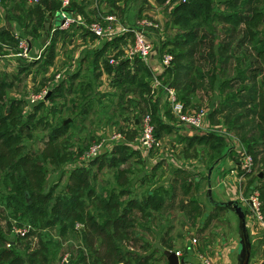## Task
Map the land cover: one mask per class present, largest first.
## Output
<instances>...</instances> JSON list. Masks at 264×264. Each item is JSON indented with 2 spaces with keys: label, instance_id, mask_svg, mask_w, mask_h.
<instances>
[{
  "label": "trees",
  "instance_id": "trees-1",
  "mask_svg": "<svg viewBox=\"0 0 264 264\" xmlns=\"http://www.w3.org/2000/svg\"><path fill=\"white\" fill-rule=\"evenodd\" d=\"M28 1L0 0V7L5 10L4 15L0 14V20L8 19L10 23L18 24L19 28L0 22V47H5L0 49L2 54L22 51V37L32 41L41 40L47 30L46 21L52 17L57 21L61 16V0ZM147 2L153 4L151 0H97L96 5L90 8L91 0H71L66 10L78 13L87 23L103 19L108 14H120L126 22V18L131 17L127 16L130 7H137L134 16L138 17L137 12H142V4ZM154 2L157 5L171 4L172 7L167 23L170 34L161 48H167L165 52L173 54V61L159 77L170 76L168 85L176 89L178 98L187 107L200 82L206 84L207 90L217 91L220 97L208 112L209 127L216 125L217 130L208 127L200 133L182 136L181 141L186 142L184 150L205 145L211 149V157H221L228 138L227 133L218 128L224 125L253 155L255 165H260L259 171L248 180L253 189L259 190L264 212V176L261 175V172L264 173V0ZM103 6L109 10L106 12ZM174 26L177 27L175 33L172 30ZM76 32L93 40L102 39L98 46L79 56L80 63L86 60L93 77L88 74L84 81L76 83L75 79L81 74L78 68L49 88L46 101L56 104L59 95L65 94L63 99L69 102L68 110L74 117L65 123L66 117L63 118L64 129L59 128L55 136L50 135L42 150L28 149L25 138L33 133L34 119L44 103H37L34 111L26 114V99L11 92L18 80L22 79L21 75L37 76L39 70L46 73L56 61L60 42L64 45L72 40L70 38ZM132 41L131 32L111 38L100 37L87 26L76 22L66 29L57 27L38 59L17 57L18 62L26 59L18 66L16 73L0 70V170L7 171L16 200L22 202L29 193L27 209L37 210L42 216L50 218L52 224L60 226L62 234L69 230L82 234V249L74 255L76 260L71 264H158L161 257L157 258L154 253L158 250L166 257L164 264L168 263L162 245L153 251L147 249L149 242L144 239L141 229L151 227L156 212L165 208L174 191L169 186L159 184L141 198L132 195L127 174L131 165L122 167L120 164L127 162L132 154L141 152L136 148V143L133 146L125 140L115 145L112 165L117 167V175L112 188L103 184L107 186L98 191L94 183L91 184L90 169L83 163L70 170L65 191L56 196L54 189L45 191L48 176L45 163H58L64 159L55 142L57 132L67 133L71 122L76 121L81 126L90 114L95 115L105 109L104 112L111 113L108 120L116 121V116H127V125L121 131L132 133L124 137L134 139L141 133L138 127L141 126L142 116L150 112L158 138L175 130L178 132L173 122L175 114L171 103L170 107L162 110L159 96L155 95V90L159 88L154 89V74L147 61L141 55L129 57L126 54L125 47ZM162 50L158 53L160 56ZM112 56L115 62L110 61ZM32 66L38 67L32 69ZM103 73L109 76L114 90L99 91L95 85V80ZM161 90L167 92L164 86ZM97 95L98 102L95 101ZM97 103L100 107H96ZM77 105L83 107L81 114L84 116L77 114ZM59 107L58 110L63 105ZM233 151L235 149L229 147V152ZM191 183L188 181L185 192L189 193ZM23 221L11 216L0 202V264H50V250L42 237L34 242L27 259L16 250V237L11 238L10 235L21 236L14 226H25ZM77 223L82 226L77 227ZM31 230L28 229L26 234H30ZM163 246L174 248L171 237L164 239Z\"/></svg>",
  "mask_w": 264,
  "mask_h": 264
},
{
  "label": "rangeland",
  "instance_id": "rangeland-1",
  "mask_svg": "<svg viewBox=\"0 0 264 264\" xmlns=\"http://www.w3.org/2000/svg\"><path fill=\"white\" fill-rule=\"evenodd\" d=\"M28 2H30V0ZM91 2L90 8L96 5L97 0H91ZM142 5L143 11L137 12L139 13L138 17H136V15L134 16L137 7H130L131 10L127 11V16L131 15V17L126 18L125 24L128 26L136 25L140 19L146 16L157 21L160 27L147 29V34H150L149 37L154 44L153 54H157L162 50L161 44L170 34V30L167 29V23L170 18L172 7H170L171 4L157 5L151 4L150 2ZM103 8L106 12L109 10L106 6H103ZM4 13V8L0 7V14L4 15ZM121 16L120 14L118 15L120 19H122ZM0 22L2 24L7 23L10 26H14V23H10L8 19L5 21L2 19ZM176 29V26L172 28L174 33ZM22 39H25V37H22ZM70 39L75 40L76 38ZM78 44L79 46L77 47ZM83 44L84 43L75 40L72 43L69 42L68 44L64 43V45H60L59 55L53 67H50L46 73L39 70L37 76L35 74L28 76H25V74L21 75L22 79L20 81L18 80L16 87L12 90L11 93L14 95H19L26 99V114L32 113L37 103H44V105H41L40 110L37 112V117L34 119L33 126L35 127L33 133L25 138V144L28 149L30 148L36 151L42 150L50 135L55 136L57 129H64L65 121L63 123V118L71 117L70 120L72 121L74 117L73 113L69 110L64 112L58 110L60 108L59 101L63 100L65 94L59 95L55 100L57 101L56 104H53V102L49 100L46 101V98L49 93V88L59 83V78L56 77V73L59 69L63 68L64 63L72 60L74 57L73 50L76 48L80 50ZM99 44L97 43L96 46ZM85 48L86 47L83 49ZM0 49L3 50L5 47H0ZM1 50L0 70L7 69L9 72L16 73L19 69L18 66L21 63H25L27 56H23L26 58H23L20 62H18V60L13 62V60H9L6 57V54H2ZM22 50L24 49L22 48ZM166 50L167 48H164L162 52L164 53ZM37 53L32 54L31 59L28 58V60L38 59ZM37 67L38 66H32V69H37ZM169 79L170 76L166 74L163 79H161L162 84L159 85L158 89L160 93L158 98L162 105V110L170 107L168 93L161 90L162 86L165 87L168 85ZM45 90H47V92L44 97L33 100V97L44 93ZM73 93L74 92H70V94ZM162 100H164V102H162ZM215 100H220L217 91L207 90L206 84L200 82L192 94V99L189 102L188 108L192 110L204 107L210 111ZM95 101H100L98 95ZM52 106L54 107L53 109L51 108ZM96 107H100L98 103ZM51 109L53 111H50ZM104 111L106 110L101 109L100 112L98 111L99 113L96 111L97 113L88 117L86 123L84 122L81 126L77 124L76 121L71 122L68 126L69 129H67V133L57 132L58 136L55 144L64 159L58 163H52L50 161L45 163L48 168L45 191L54 189L55 196L65 191L70 170L83 163H85L87 169H90L91 184L94 183L98 191H102L103 186L106 187L108 185L110 188L114 186L117 167L112 165V151L118 141L128 140L124 135L128 136L132 133H118L122 132L121 129H123V126L127 125V121H125L126 115L120 118L116 116V121L112 119L108 120L111 113L108 114ZM129 115H131V112ZM101 117L102 120H100ZM174 117L175 119H173V122L176 125L175 127L178 133L175 130L172 134H166L162 137L161 148L153 149L149 152L141 151L139 152L140 155L132 154L127 162L120 164L122 167L131 165L130 171L127 174L130 178L129 187L132 190V195L141 198L149 190L153 189L155 185L159 184L169 186L174 191V200H171V202L167 201L165 208L162 211L156 212L155 222L151 227L141 229L144 239L148 240L147 243L149 242L147 249L153 251L155 247H161V245L163 247L164 239L167 240V238L171 237L173 247L187 251L189 240L193 236H196L199 249L203 253L212 256L216 260V263L238 264L237 260L239 256H242L243 259L246 255L244 244L245 241L249 239L251 241V257L249 264H259V261L264 259V243H262V245L259 243V241L264 239V225L252 217L248 205L244 200H241L240 197L247 196L254 190L253 185L248 179H251L252 175L259 171L260 165L256 164L251 174L247 177L245 176L241 181H237L238 185H231L226 188L225 184L218 183V180L221 179V176L225 178L228 173L233 174L231 169L237 161L239 162V160L242 159L243 153L246 152V148L243 146L244 149H242V143L237 136L231 131L226 130V127H223L218 129L227 133L228 139L221 158L217 162H214L215 159L210 155V153H212L211 149L205 145H196L191 149L183 150L182 148L181 150V147H183L180 144L182 134H180L179 131L182 133H188L194 130L202 132L207 130V128L193 127L185 122H179V120H176L177 117L175 115ZM99 124L102 129L107 130H105L104 133H93V129L98 128ZM138 128H140L141 131L140 125ZM209 128L214 127L210 125ZM215 129L217 130V128ZM115 134H119L120 137L115 136ZM118 138L119 140H117ZM100 141L104 144L99 154L93 158L86 157L85 152L89 147L93 143ZM229 147H233L235 151L230 153ZM172 157L180 161L181 164H176L172 160ZM210 169H212V177L210 175ZM235 174L234 176L238 179V175L236 176ZM262 175L264 176V173ZM199 179L200 182L198 183L197 180ZM188 181H193L189 193L185 192V186L188 184ZM212 185L215 187L214 196H231L241 201L242 206L247 211V235L245 231L242 230L241 223L234 209L227 208L215 210V208L212 207L209 202V188ZM11 187L12 184L8 178L7 171L0 170V202L6 207L7 212L11 216H17L25 220L23 221L25 222V226H14L15 231L20 232L19 234L21 236H14V234L10 235L11 238L16 237V250L27 259L29 251L32 249V246H34V242L39 239V237H42L50 250V264H71L72 261L74 262L76 260L74 255H77L82 249V234L75 230H69L68 233L62 234L60 226H58V224H52L50 218L42 216L37 210L27 209V197L22 202L16 200L13 197V190H11ZM239 191L242 193H239ZM211 213H213V216ZM30 228H32V232L26 234L27 230ZM32 234H35L34 237ZM154 253L157 258L159 256L161 257L160 261H157L158 264L166 263V257L162 255V251L158 250Z\"/></svg>",
  "mask_w": 264,
  "mask_h": 264
},
{
  "label": "built area",
  "instance_id": "built-area-1",
  "mask_svg": "<svg viewBox=\"0 0 264 264\" xmlns=\"http://www.w3.org/2000/svg\"><path fill=\"white\" fill-rule=\"evenodd\" d=\"M37 1V0H30ZM61 16L62 21L59 26L62 28H68L71 24L77 21L79 24L87 26L93 33L100 37H114L116 35H121L127 32H131L133 36V41L125 47L126 53L129 56L141 55L143 59L148 60L154 52L153 42L150 40L147 29L151 26L160 27V24L150 17H144L137 22V25L132 27L126 24L120 23L118 16L116 14H108L103 19L94 20L89 23L85 19L78 17L77 15L68 12L66 9L70 5L71 0H61ZM170 2V0H168ZM20 46L24 49L23 54L27 57L29 56L28 41L21 40ZM43 50V49H42ZM42 50L38 51V57L41 56ZM111 62H115L116 59L112 56ZM173 61V54L171 52H164L160 56V65L164 68L171 65ZM161 79L157 75L154 76L153 86L159 87L161 85ZM167 93L169 95V100L171 103L172 111L180 122H185L193 127L197 128H208V110L204 107H199L197 109L190 110L186 104L181 101L177 96V91L174 87L167 85L165 86ZM47 90L44 93L33 97V100L39 97H44ZM141 133L137 138L136 148L142 152H149L153 149L161 148L162 141L155 134V124L153 123L152 114L150 112L145 113L141 118ZM115 136H120L115 134ZM103 142L93 143L89 149L85 152L86 157L93 158L97 156L103 146ZM172 160L176 164H181L174 157ZM254 157L249 152H244L243 157L235 166L231 169V172L238 175V179L242 180L253 172L255 169ZM242 200L246 202L250 209V214L259 223L264 225V212L262 210V200L260 199V192L258 189H254L247 196H242ZM81 223H77V227H81ZM179 258H183L184 261L181 264H218L216 260L205 253H203L198 247V239L193 236L189 240V250H192L195 257L186 259L184 257V251L182 249H174Z\"/></svg>",
  "mask_w": 264,
  "mask_h": 264
},
{
  "label": "crops",
  "instance_id": "crops-1",
  "mask_svg": "<svg viewBox=\"0 0 264 264\" xmlns=\"http://www.w3.org/2000/svg\"><path fill=\"white\" fill-rule=\"evenodd\" d=\"M152 1V3L153 4H156L155 2H154V0H151ZM75 15H77L78 17H80L81 18V16L77 13V14H75ZM62 16H60V17H58V20L57 21H55V19H53V17L52 18H50V20H47L49 23H50V25H51V28H49V27H47V25H46V23H45V25H46V27H47V30H45L44 31V36L42 37V39L41 40H34V41H32L30 38H26L25 37V39H22V40H27L28 41V49L30 50L31 49V51L29 52V56L30 57H32L31 55L32 54H34V53H37L38 52V50L40 51V50H42L45 46H46V44L48 43V41H49V39H50V37H51V35H52V33H53V31L57 28V27H60L59 26V23L62 21ZM118 19H119V21H120V23H122V24H125V22L124 21H122V19H120L119 17H118ZM58 22V23H57ZM77 21H75V22H73V23H76ZM72 23V24H73ZM78 23V22H77ZM71 24V25H72ZM79 24V23H78ZM14 27L16 28V29H19L18 28V24H14ZM60 28H62V27H60ZM69 28V27H68ZM63 29H66V28H63ZM18 30H16V32H17ZM18 33V32H17ZM19 34V33H18ZM72 38H76L75 40L76 41H78V42H81V43H84L82 46V48L80 49V50H77V48L73 51L74 52V57L72 58V60H70V61H68V62H66V63H64V65H63V68L62 69H59V71L56 73V77L57 78H59L58 80H59V83L61 82V80H63L65 77H67L68 76V74H70V73H72L73 71H75V70H77L78 68H80L81 69V74H80V76H78L76 79H75V82L76 83H79V82H81V81H84L85 80V78H86V75H88L89 74V76H91V77H93L92 75H93V73H90V71L88 70V67H87V64H86V60H83V61H81V63H80V61H79V56L80 55H84L86 52H87V50H90L91 48H95V46L97 45V43L99 44V43H101V41H102V39L101 38H95L94 40L93 39H91V38H89V37H84L81 33H75L73 36H72ZM75 40H70V41H67L66 42V44H68L69 42L70 43H72V42H74ZM21 42V41H20ZM86 43V44H85ZM30 44H31V46H30ZM60 45H62L61 44V42H60ZM70 45V44H69ZM79 46V44L77 45V47ZM84 47H86L85 49H83ZM73 48V47H72ZM126 49V48H125ZM127 54V53H126ZM59 55V54H58ZM19 56H25L24 54H23V50L22 51H18L17 53H6V57L9 59V60H13V62L14 61H16L17 60V57H19ZM73 56V55H72ZM58 57V56H57ZM129 57H131V56H129ZM27 58H29V57H27ZM57 59V58H56ZM147 61V64L149 65V67L151 68V70L153 71V74H154V76L155 75H157L158 77L160 76V74L164 71V67L163 66H161L160 65V55H158V53L157 54H152L151 56H150V58L148 59V60H146ZM51 67H53V65L51 66ZM92 74V75H91ZM96 81V82H95ZM94 82H95V85L97 86V88L99 89V91L101 90V91H104V92H107V91H110V90H114V88L110 85V80H109V76L106 74V73H103V75H101V77L99 78V79H97V80H95ZM159 88V87H158ZM155 95H157V97L158 96H160V93H159V91H158V89H156L155 90ZM217 100H215L214 101V103L213 104H216L217 102H216ZM162 102H164V100H162ZM60 104L61 105H63V107L60 109V111H66V110H68V104H69V102L66 100V99H63V100H60ZM83 104V103H82ZM162 106V105H161ZM75 110L77 111V114L78 115H82V116H84L83 114H81V113H83L82 111H83V107L82 106H80V105H77V107L75 108ZM107 110H110V109H107ZM111 112H113L112 110H111ZM209 112V111H208ZM90 115H93V114H90ZM208 117H209V115H208ZM71 119V117H66V119H65V122L66 121H68V120H70ZM107 122V121H106ZM213 127L215 128V127H217L216 125H213ZM223 127H225L224 125H222V126H219V128H223ZM105 130H107V129H102V127L100 126V124H99V126H98V128H96V129H93V133H104V131ZM180 132V134H182V136H185V135H192V134H194V133H200L201 131H197V130H194V131H190V132H188V133H182L181 131H179ZM118 133H122V132H118ZM178 133V132H177ZM170 134H172V133H170ZM139 136H136L134 139H128V142L127 143H130V144H132L133 146H134V144L137 142V138H138ZM180 144H181V146H183V147H181V150H182V148H183V150H184V148H185V146H186V142H184V141H181L180 142ZM244 145L242 144L241 145V147H242V149H244V147H243ZM236 150H237V148H236ZM220 158L221 157H219V158H217V159H215V161L214 162H217L218 160H220ZM238 162V161H237ZM235 166V165H234ZM186 168H188V167H186ZM211 173H212V169H210V175H211ZM261 173H263V172H261ZM211 177H212V175H211ZM198 181V183L200 182V179L199 180H197ZM205 181V180H204ZM237 181H241L240 179H236V177L234 176V174H230V173H228L227 174V176L224 178V177H222L221 176V179L220 180H218V183H220V184H222V183H224L225 184V186H226V188H228V187H230L231 185H238V183H237ZM193 182V181H192ZM237 183V184H236ZM214 188L215 187H213V185L209 188V190H210V200H209V202H210V204L212 205V207L213 208H215V210H222V209H229V208H231L228 204H227V202L228 201H230L231 199H234V200H239L238 198H232L231 196L230 197H216V196H214ZM239 193H242L241 191H239ZM242 197V196H241ZM241 197H240V199H241ZM228 199V200H227ZM171 200H174V198L173 197H169V202H171ZM242 200V199H241ZM239 203H240V205H242V203H241V201L239 200ZM244 208V207H243ZM245 209V208H244ZM246 210V209H245ZM233 211V210H232ZM234 212V211H233ZM236 212V211H235ZM234 212V213H235ZM208 213H210V212H208ZM207 213V214H208ZM212 214V216H213V213H211ZM237 214V213H236ZM237 216H238V218H239V221H240V217H239V215L237 214ZM246 216H247V213H246ZM246 219H247V217H246ZM259 243H261V245H262V243H264V239H262L261 241H259ZM263 246H264V244H263ZM164 248H165V250L166 249H179V248H167V247H165V246H163ZM184 257L186 258V259H188V258H194L195 257V255H194V253H193V251L192 250H189V243L187 244V251H184ZM250 257H251V255H250ZM168 260V259H167ZM264 259H261L259 262V264H264V261H263ZM237 262H238V264H239V259L237 260ZM249 263H250V260H249ZM168 264V263H167ZM237 264V263H236Z\"/></svg>",
  "mask_w": 264,
  "mask_h": 264
},
{
  "label": "water",
  "instance_id": "water-1",
  "mask_svg": "<svg viewBox=\"0 0 264 264\" xmlns=\"http://www.w3.org/2000/svg\"><path fill=\"white\" fill-rule=\"evenodd\" d=\"M46 25L47 27L51 28V25L48 21H46ZM31 46V44H30ZM263 173H261L262 175ZM27 198L30 200V196L29 193L27 192ZM227 204L236 211V213L239 215L240 217V223H241V228L242 230L245 231L246 235H247V219H246V212L245 209L243 208L242 205H240L239 200H234L231 199L230 201L227 202ZM247 238V237H246ZM245 251H246V255L245 257L242 259V256H239V264H249V260H250V255H251V251H250V246H251V241L249 239H247V241H245ZM165 253L167 255L168 258V264H181L184 259L183 258H179V256L177 255V253L175 252V250L173 249H166Z\"/></svg>",
  "mask_w": 264,
  "mask_h": 264
}]
</instances>
